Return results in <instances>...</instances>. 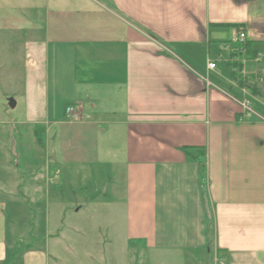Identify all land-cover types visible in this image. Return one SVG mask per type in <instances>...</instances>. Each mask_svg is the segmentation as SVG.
I'll use <instances>...</instances> for the list:
<instances>
[{"label": "crops", "instance_id": "obj_1", "mask_svg": "<svg viewBox=\"0 0 264 264\" xmlns=\"http://www.w3.org/2000/svg\"><path fill=\"white\" fill-rule=\"evenodd\" d=\"M0 30L26 37L42 76L29 122L46 159L23 174L15 132L0 127V264H67L54 254L71 245L58 180L103 159L123 172L109 212L127 244L264 264V82L244 116L226 61L243 30L247 68L264 75V0H0ZM68 117L73 132L57 143Z\"/></svg>", "mask_w": 264, "mask_h": 264}, {"label": "rangeland", "instance_id": "obj_2", "mask_svg": "<svg viewBox=\"0 0 264 264\" xmlns=\"http://www.w3.org/2000/svg\"><path fill=\"white\" fill-rule=\"evenodd\" d=\"M25 38L23 34L12 36L0 30V127L6 128L7 132H15V143L8 140V145L15 147L20 154L17 156V161L23 169V174H30V170L37 167L40 162L45 163L46 160L41 155L42 147L40 145L38 147L36 143L35 124L29 122L35 118L33 109L39 111L42 108L41 101L45 92V85L41 81L42 76L40 74H32V66L25 49ZM50 77V93L51 96H54L52 71ZM237 80L241 81L239 78ZM255 82L260 84L259 81ZM10 100L16 101V107H11ZM63 105L62 100L57 101L59 112H63ZM51 109L54 110V102H52ZM65 120L67 122L61 125L60 135L56 139L57 143L58 140L64 142L62 136L65 133L71 135L73 132L72 126L69 125L72 119L68 117ZM56 130H58L57 126L54 125L52 133L55 134ZM68 135H66L67 138ZM45 141L46 138L43 135L44 145ZM1 146L0 143V150ZM13 152L14 149L11 153ZM12 157L16 159L13 154ZM49 163L51 164V161ZM122 175L121 167L115 170L110 165V161L103 159L101 163L90 167L72 168L71 166L58 180V183L63 185L61 191L64 197L61 198V202L55 203V211L58 208L62 209L63 212L66 210L68 217L61 223L63 228L67 229V236L71 242L68 250L54 251L58 258L66 259L67 264L212 263L213 253L207 249L208 247L204 250H188V252H162L148 250L136 242L127 244L123 234H121L120 217L117 216L112 223L109 212L112 203L121 199ZM56 176L54 173L55 181ZM115 184L117 188L113 190ZM97 192L100 194L97 199L102 201L101 205L103 206L98 210L95 209L99 205L97 199H93ZM81 206L83 208L79 209ZM95 210L97 212L94 217L93 212ZM59 221L61 219H57L56 223ZM57 229L58 226L55 225V230ZM25 238H27L26 235L22 239ZM209 244L212 247L211 238Z\"/></svg>", "mask_w": 264, "mask_h": 264}, {"label": "built area", "instance_id": "obj_3", "mask_svg": "<svg viewBox=\"0 0 264 264\" xmlns=\"http://www.w3.org/2000/svg\"><path fill=\"white\" fill-rule=\"evenodd\" d=\"M226 48L230 52V56L226 61L235 66L234 70L237 71L238 78L241 79V81L236 79L234 84L239 89L242 95V97L239 99V103L242 107L243 115L249 117L255 114V111L251 98L252 92L247 84L248 82H250V79L259 81L260 84H263L264 75L258 69L250 71L247 68V64L252 58L250 57V52L247 46V34L245 31L241 30L238 36H236L232 42L227 44ZM208 67L213 70L216 69L217 61L210 60L208 63ZM66 112L71 117H75L73 106H67Z\"/></svg>", "mask_w": 264, "mask_h": 264}, {"label": "trees", "instance_id": "obj_4", "mask_svg": "<svg viewBox=\"0 0 264 264\" xmlns=\"http://www.w3.org/2000/svg\"><path fill=\"white\" fill-rule=\"evenodd\" d=\"M247 46H248V49H249V52H250V46H249V44H248V42H247ZM231 65V64H230ZM233 68L235 67L234 65H231ZM234 77L235 78H238V74H237V71L236 70H234ZM249 86L251 87V90L253 91V92H258L259 91V89H260V84H258V83H256L253 79H250V83H249ZM42 129V128H41ZM36 131H37V140H38V142L41 144V145H44L43 144V138H42V134H41V132L40 131H42V130H40V127H38L37 129H36ZM35 131V132H36Z\"/></svg>", "mask_w": 264, "mask_h": 264}, {"label": "water", "instance_id": "obj_5", "mask_svg": "<svg viewBox=\"0 0 264 264\" xmlns=\"http://www.w3.org/2000/svg\"><path fill=\"white\" fill-rule=\"evenodd\" d=\"M15 103H16V101H15V100H10V103H9V104L11 105V107H13V108H14V107H15Z\"/></svg>", "mask_w": 264, "mask_h": 264}]
</instances>
